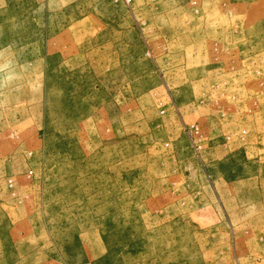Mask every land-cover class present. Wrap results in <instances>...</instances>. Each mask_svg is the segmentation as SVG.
Wrapping results in <instances>:
<instances>
[{
    "label": "rangeland",
    "instance_id": "rangeland-1",
    "mask_svg": "<svg viewBox=\"0 0 264 264\" xmlns=\"http://www.w3.org/2000/svg\"><path fill=\"white\" fill-rule=\"evenodd\" d=\"M0 264H264V0H0Z\"/></svg>",
    "mask_w": 264,
    "mask_h": 264
},
{
    "label": "built area",
    "instance_id": "built-area-1",
    "mask_svg": "<svg viewBox=\"0 0 264 264\" xmlns=\"http://www.w3.org/2000/svg\"><path fill=\"white\" fill-rule=\"evenodd\" d=\"M192 128L194 129V131L197 133V134H200V129H199V127H197V126H192ZM201 140V136L198 138V142ZM194 146H195V148H196V150L197 149H202V144H199V143H194ZM8 184H9V186H13V181L12 180H9L8 181Z\"/></svg>",
    "mask_w": 264,
    "mask_h": 264
},
{
    "label": "crops",
    "instance_id": "crops-1",
    "mask_svg": "<svg viewBox=\"0 0 264 264\" xmlns=\"http://www.w3.org/2000/svg\"><path fill=\"white\" fill-rule=\"evenodd\" d=\"M120 32H124L123 30H121ZM106 42V46L108 45V46H110L111 45V42H110V40L109 41H105ZM121 44L122 45H125L124 44V42H123V40L121 41ZM59 68H62V65L59 67Z\"/></svg>",
    "mask_w": 264,
    "mask_h": 264
}]
</instances>
